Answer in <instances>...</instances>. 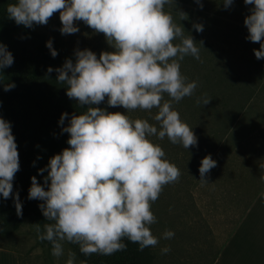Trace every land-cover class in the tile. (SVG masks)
<instances>
[{"label":"clouds","instance_id":"clouds-1","mask_svg":"<svg viewBox=\"0 0 264 264\" xmlns=\"http://www.w3.org/2000/svg\"><path fill=\"white\" fill-rule=\"evenodd\" d=\"M174 0H18L7 8L10 19L17 25L31 28L33 24L47 25L54 13H60L61 34H75V21L106 37L114 52H102L97 58L90 50H77L75 63L67 60L55 69L57 81L67 85L66 95L80 105H88L86 112L73 115L68 127L70 146L49 161L45 183L41 187L32 177L29 200L44 201L40 205L48 221L45 233L38 238L52 245V255H64V243L79 246L85 256L112 255L126 249L127 238L138 243L139 250L155 247L159 240L150 226L156 223L151 211L164 187L179 181L178 167L164 159L165 152L151 142L150 137L185 149L197 145L192 128L184 123L173 102L191 96L197 83L186 82L180 62L186 56L200 60V48L191 35H185L165 5ZM199 3V0H197ZM233 0H224L225 7ZM254 5L245 18L247 37L253 43L264 40V0H244ZM202 7V4L200 5ZM181 20L186 14L180 12ZM187 18V17H186ZM197 32L203 26L193 25ZM179 40V43H174ZM202 43V42H201ZM52 57L57 52L52 42L46 44ZM255 57L264 59V43L254 50ZM14 57L0 44V72L11 67ZM53 69L49 68L51 73ZM15 88L7 84L4 91ZM165 94L170 98L165 100ZM107 97L109 107H123L128 111L158 109L154 119L157 126L145 119H131L120 112L109 113L99 107ZM211 99H203L207 105ZM201 101H197L200 103ZM68 117L62 114L59 123ZM216 167V161L206 156L199 168L200 183L207 184L206 175ZM19 171V153L11 124L0 117V195L7 200L13 192V180ZM17 215L22 216L18 193L13 197ZM39 228V225H36ZM166 231L164 239L174 237ZM169 248L162 249L168 253ZM66 264H75V253L69 251ZM83 264V262H81Z\"/></svg>","mask_w":264,"mask_h":264},{"label":"rangeland","instance_id":"rangeland-1","mask_svg":"<svg viewBox=\"0 0 264 264\" xmlns=\"http://www.w3.org/2000/svg\"><path fill=\"white\" fill-rule=\"evenodd\" d=\"M171 6L177 8L176 11L186 14L187 18L185 17L182 23L185 35L187 36L190 32L197 33V43L201 44L199 45L200 58L203 60L198 74L200 77L205 75V77L213 76L217 79V83L214 81L213 85L204 84L201 81L197 89L202 92L206 89L215 98L214 105L224 110H233L237 106L244 105L252 96L264 95V59L258 60L254 55V50H259L260 43H264V40L260 43L248 40L249 32L244 24L245 18L251 15L254 5H246L244 0H233L231 6L226 8L224 0H199V3L197 0H174ZM59 17V12L54 13L47 25L33 24L32 27L56 34L68 50L87 49L96 54L98 59L102 52L115 51L104 34L95 32L83 21L74 22V26L79 28L77 33L62 35L60 31L62 23ZM196 24L203 26L202 32L194 29L193 25ZM214 69L215 73L211 75ZM192 73L193 70L187 66L184 70L186 82H192ZM3 74L1 72L0 77ZM7 79L12 80V78ZM194 94L195 92L179 103L173 102V110L178 111L181 120L192 128L197 137L196 146L185 149L182 145L172 144L167 137L163 140L157 137L149 138L151 142L158 144L164 150V159L175 164L181 172L179 181L166 185L159 198L152 204L151 211L156 217V223L150 226V230L159 243L155 247H147L151 257L150 264H209L216 250L217 245L209 229V223L211 226L213 223L214 205L204 202L207 194H213L214 189L211 187L210 179L207 178L212 174L206 175L207 184L199 182L201 162L198 155L199 134H209L214 130L211 118L214 114V105H209L210 102L202 105L200 97L201 102L191 107L189 100ZM164 98L170 99L166 94ZM73 100L78 102L76 99ZM91 107H99L109 113L120 112L133 120L145 119L159 128L158 122L154 119L158 113V109L155 108L150 111L141 109L128 111L122 106L109 107L107 97L100 105H91ZM22 109V103L20 102L19 105L18 102L17 111L22 120L23 132L29 135L33 122L29 121L26 113L20 116L19 111L21 112ZM68 126L69 124L58 126L57 130L44 139V142L29 135V147L34 150L31 153L33 175L45 191L49 190L50 185V181L45 183L48 171L41 174L40 170L47 169L52 157L70 147L67 143L70 135L62 132V128ZM47 223L54 222L48 221L43 213L30 214L20 221L12 233L0 232V246L15 249L19 255V264H66L69 251L75 253V264H81V262L83 264L127 263V253L123 251H117L112 255L85 256L80 252L78 245L67 242L64 243V255L56 258L52 255L51 243L38 238L45 233ZM36 225H39V228ZM166 231L174 232V237L164 239L163 234ZM122 242L126 246L129 244L127 238ZM165 247L170 249L166 254L162 252Z\"/></svg>","mask_w":264,"mask_h":264},{"label":"trees","instance_id":"trees-1","mask_svg":"<svg viewBox=\"0 0 264 264\" xmlns=\"http://www.w3.org/2000/svg\"><path fill=\"white\" fill-rule=\"evenodd\" d=\"M17 2L18 0H0V44L5 45L14 57L13 65L3 69L4 74L0 77V117L11 124V131L15 137L19 153V171L15 174L13 180V192L7 200L0 195V232L3 234L12 233L24 217L30 214H42L40 205L43 202L28 199L32 184L31 178L34 177L33 155H31L34 150L29 147V135L31 134V136H35L38 140L44 142V139L61 125L59 121L62 114H68L64 124H69L73 115L82 114L88 108L87 105L82 106L69 98L66 95L67 85L60 84L57 81L58 73L55 69L63 67L67 60H72L75 63L76 51L68 50L54 33L17 25L14 20L9 18L7 13L8 6ZM164 10L173 16L177 24L184 26L182 24L183 20L178 14L180 12L176 11L177 8L165 5ZM187 35H191L197 43L198 36L196 32H190ZM49 41L52 42V49L57 52L54 58L50 49L46 47ZM179 42L177 40L174 43ZM202 61L201 58L197 60L192 56H186L180 62L181 74L185 77L184 70L188 66L193 70L191 81H195L197 85H200L201 81L209 85L215 84L214 81L217 83V79L213 76L205 77L204 75L200 77L198 73L203 65ZM49 68L53 69L51 73L48 72ZM214 73L215 69L212 70L211 75ZM4 76L6 77L4 78ZM7 78H12V80L10 81ZM12 83L15 84V88L5 92L4 86ZM194 92V96L189 100L191 107H193V104L195 106L199 104L197 101L200 97L202 101L205 98L211 99L209 105H214L213 100L215 98L206 89L202 92L196 88ZM18 102L19 105L20 102L23 105V109L21 112L19 111L20 116L26 113L29 121L33 122L32 131L29 135L23 132L24 127L17 111ZM17 193L22 203V216L17 215L14 205L13 197ZM128 242V246L123 250L124 253H127L126 264H150L151 257L148 248L140 251L138 243L129 240Z\"/></svg>","mask_w":264,"mask_h":264},{"label":"crops","instance_id":"crops-1","mask_svg":"<svg viewBox=\"0 0 264 264\" xmlns=\"http://www.w3.org/2000/svg\"><path fill=\"white\" fill-rule=\"evenodd\" d=\"M218 108L198 149L200 162L216 161L207 177L213 194L204 200L214 205L209 229L217 246L209 264H264V95ZM0 264H19L18 252L0 246Z\"/></svg>","mask_w":264,"mask_h":264}]
</instances>
